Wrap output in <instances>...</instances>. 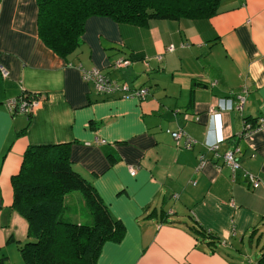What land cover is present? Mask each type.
I'll return each mask as SVG.
<instances>
[{
	"label": "crops",
	"instance_id": "1",
	"mask_svg": "<svg viewBox=\"0 0 264 264\" xmlns=\"http://www.w3.org/2000/svg\"><path fill=\"white\" fill-rule=\"evenodd\" d=\"M218 9L146 27L90 17L71 64L40 39L36 0H0V63L10 73L0 71V264H27L28 222L12 208L26 149L64 143L73 168L125 226L97 264H264V127L240 136L244 121L264 115V0H220ZM118 59L130 64L115 68ZM81 65L148 94H99ZM24 91L41 94L40 105L11 113L6 100ZM179 129L191 147L173 137ZM236 147L233 170L224 155Z\"/></svg>",
	"mask_w": 264,
	"mask_h": 264
},
{
	"label": "trees",
	"instance_id": "2",
	"mask_svg": "<svg viewBox=\"0 0 264 264\" xmlns=\"http://www.w3.org/2000/svg\"><path fill=\"white\" fill-rule=\"evenodd\" d=\"M36 1L40 39L71 64L81 54L90 17L146 27L153 19L211 18L220 5V0ZM12 186V208L28 222V238L20 245L27 264H97L105 242H119L124 236V224L111 216L92 183L73 168L68 143L29 146ZM72 192L83 195L91 223L64 218L66 197ZM202 234L212 236L210 231Z\"/></svg>",
	"mask_w": 264,
	"mask_h": 264
},
{
	"label": "built area",
	"instance_id": "3",
	"mask_svg": "<svg viewBox=\"0 0 264 264\" xmlns=\"http://www.w3.org/2000/svg\"><path fill=\"white\" fill-rule=\"evenodd\" d=\"M175 47L171 45L168 50L173 51ZM158 59L160 60L161 57L159 56ZM130 64V60L126 59H120L117 62H115V67H124L126 65ZM80 70L82 72L83 79L85 81L91 82L94 84L95 89L97 93L102 95H115L119 94L123 98H138V99H145L148 94V89L145 87L141 88H132L127 82H120L117 80L112 79L107 74H105L102 70L98 68H91V69H85L80 66ZM0 71L4 78L9 77L10 73L8 69H6L1 63H0ZM245 95H239L238 96V105L236 106V109L242 110L243 105L245 103ZM42 101V95L38 93H32L30 92L28 95H20L15 98H10L6 100V106L8 110L11 113L17 114V113H24V114H31L32 111L40 105ZM211 112H215V109L212 107L210 109ZM264 127V115L260 116L256 119V122L253 124L251 121H244V128L242 132L240 133V136H247L255 131L261 130ZM172 135L175 139H179L183 136L186 137V146L191 147L194 140H192L187 133L179 129L177 131H173ZM218 146H212L210 147V150L217 149ZM240 148L236 147L234 150L228 151L224 155V161L233 169L236 170L240 164L237 158V155L240 153ZM203 163H200V166ZM130 172L132 175H135L136 169L130 168ZM250 183L253 187L259 186V180L253 176L250 175Z\"/></svg>",
	"mask_w": 264,
	"mask_h": 264
},
{
	"label": "rangeland",
	"instance_id": "4",
	"mask_svg": "<svg viewBox=\"0 0 264 264\" xmlns=\"http://www.w3.org/2000/svg\"><path fill=\"white\" fill-rule=\"evenodd\" d=\"M118 60H120V59H118ZM118 60H116L115 62H117ZM77 193L78 192H73L67 196V198H66L67 209H65L63 216H64V218L69 217L68 220L70 222H72V220H77V218H79V222L85 223L86 219H85V214L83 212H85L87 206L82 207L81 199L78 200V198L76 197ZM79 193L81 194V192H79ZM76 222L78 223V221H76Z\"/></svg>",
	"mask_w": 264,
	"mask_h": 264
},
{
	"label": "water",
	"instance_id": "5",
	"mask_svg": "<svg viewBox=\"0 0 264 264\" xmlns=\"http://www.w3.org/2000/svg\"><path fill=\"white\" fill-rule=\"evenodd\" d=\"M206 87V86H205ZM0 205H1V203H0Z\"/></svg>",
	"mask_w": 264,
	"mask_h": 264
}]
</instances>
